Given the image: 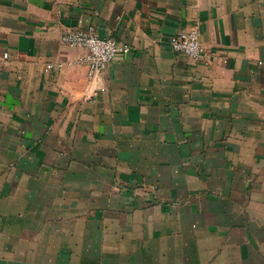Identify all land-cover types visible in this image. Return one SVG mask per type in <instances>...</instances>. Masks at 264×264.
<instances>
[{
	"label": "crops",
	"instance_id": "obj_1",
	"mask_svg": "<svg viewBox=\"0 0 264 264\" xmlns=\"http://www.w3.org/2000/svg\"><path fill=\"white\" fill-rule=\"evenodd\" d=\"M0 264H264V0H0Z\"/></svg>",
	"mask_w": 264,
	"mask_h": 264
},
{
	"label": "built area",
	"instance_id": "obj_2",
	"mask_svg": "<svg viewBox=\"0 0 264 264\" xmlns=\"http://www.w3.org/2000/svg\"><path fill=\"white\" fill-rule=\"evenodd\" d=\"M62 41L73 47L87 49L85 60L89 67V76L92 79L120 53L127 50V47L119 44L114 38L99 36L92 28L66 29L62 34ZM170 46L175 52L185 54L197 62L205 56L200 31L196 27L175 33L170 38ZM52 66L49 64L48 68Z\"/></svg>",
	"mask_w": 264,
	"mask_h": 264
}]
</instances>
